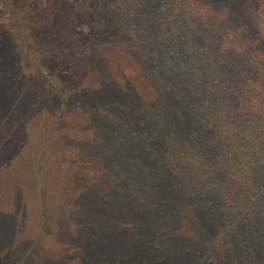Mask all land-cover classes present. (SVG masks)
<instances>
[{
	"label": "rangeland",
	"instance_id": "374dc122",
	"mask_svg": "<svg viewBox=\"0 0 264 264\" xmlns=\"http://www.w3.org/2000/svg\"><path fill=\"white\" fill-rule=\"evenodd\" d=\"M247 1L0 0V264H264Z\"/></svg>",
	"mask_w": 264,
	"mask_h": 264
},
{
	"label": "trees",
	"instance_id": "16d2710c",
	"mask_svg": "<svg viewBox=\"0 0 264 264\" xmlns=\"http://www.w3.org/2000/svg\"><path fill=\"white\" fill-rule=\"evenodd\" d=\"M4 4H7L9 2L10 5L14 6L12 3V0H2ZM12 6H10L11 13L15 16L18 15L19 12L18 9L12 10ZM264 13V0H248L247 3H244L242 5L241 13L242 16L249 22V25H258L257 23L259 22V14ZM26 20V18H25ZM260 23V22H259ZM259 31L264 34V23L261 25V23L257 26ZM258 54H252L251 55V60L254 61L256 59ZM41 66V65H40ZM241 136L239 134H234V135H220L219 136V143L222 146H225L228 148L233 155L236 158H239V153H238V144ZM260 139L262 141V145H264V131L261 132ZM235 229H237L238 224H234ZM228 233V232H227Z\"/></svg>",
	"mask_w": 264,
	"mask_h": 264
}]
</instances>
